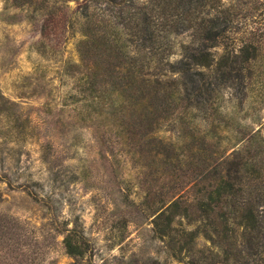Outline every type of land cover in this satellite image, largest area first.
Returning <instances> with one entry per match:
<instances>
[{"label": "trees", "instance_id": "obj_1", "mask_svg": "<svg viewBox=\"0 0 264 264\" xmlns=\"http://www.w3.org/2000/svg\"><path fill=\"white\" fill-rule=\"evenodd\" d=\"M4 1L43 16L42 56L53 29L73 30L75 59L60 64L64 104L130 161L140 211L167 254L264 264V127L244 120L247 97L250 113L264 101V31L237 32L240 8L221 0H71L70 12L69 0ZM166 124L173 139L156 135ZM64 231L65 254L83 256L85 240Z\"/></svg>", "mask_w": 264, "mask_h": 264}, {"label": "rangeland", "instance_id": "obj_2", "mask_svg": "<svg viewBox=\"0 0 264 264\" xmlns=\"http://www.w3.org/2000/svg\"><path fill=\"white\" fill-rule=\"evenodd\" d=\"M221 1L240 8L237 32L264 31V0ZM42 17L0 0V264H182L153 236L140 211L139 175L112 136L74 120L64 104L69 84L60 64L75 59L76 36L53 29L40 55ZM260 63L264 69V56ZM263 75L256 79L262 85ZM229 92L221 101L227 107ZM247 99L245 122L264 127V101L250 113L256 103ZM156 135L173 139L174 131L166 124ZM69 228L86 242L81 257L64 252Z\"/></svg>", "mask_w": 264, "mask_h": 264}]
</instances>
